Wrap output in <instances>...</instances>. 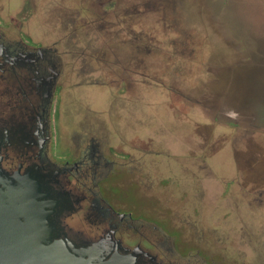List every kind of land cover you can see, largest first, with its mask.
Masks as SVG:
<instances>
[{"label": "flooded vegetation", "instance_id": "obj_1", "mask_svg": "<svg viewBox=\"0 0 264 264\" xmlns=\"http://www.w3.org/2000/svg\"><path fill=\"white\" fill-rule=\"evenodd\" d=\"M118 1L0 0V120L25 123L29 138L26 146L7 150L4 165L23 170L40 161L54 164L81 199L69 218L78 233L139 246L154 256V264H240L241 205L250 214L264 210V84L234 88L239 111H227L233 119L221 103L227 94L214 93L211 85L226 66L202 57L193 79L198 82L188 85L176 81L195 70L188 61L178 62L184 59L181 45L177 51L166 46L168 63L152 55L140 71L136 63L120 62L109 44L137 43L145 55L150 36L161 28L157 21L145 27L119 20ZM46 23L53 29L39 36L36 25ZM66 24L75 32L70 37L82 28L103 39L90 57L105 70L104 79L82 86L97 92L98 104L105 103L102 92L126 98L110 104L113 121L105 131L81 130L72 153L61 146L55 127L66 74L59 33ZM108 27L114 28L103 36ZM251 51L233 57L229 70L264 66V56L253 57ZM75 59L77 65L86 63L82 56ZM206 68L204 78L197 74ZM150 70L167 79L158 81ZM162 88L177 90L183 100L162 103ZM137 111L145 118H127ZM167 135L175 141L172 148L162 141ZM128 192L139 202L128 201ZM200 210L207 213L202 221Z\"/></svg>", "mask_w": 264, "mask_h": 264}, {"label": "water", "instance_id": "obj_2", "mask_svg": "<svg viewBox=\"0 0 264 264\" xmlns=\"http://www.w3.org/2000/svg\"><path fill=\"white\" fill-rule=\"evenodd\" d=\"M237 9L247 31L259 32L264 37L263 11L248 8L243 3ZM200 10V5L191 0H119L115 11L119 20L128 23L133 19L145 27L157 21L160 32L176 31L181 38L175 37L169 40L171 43H162L152 35L145 55L139 53L137 43L116 39L109 44L112 52L120 62L125 60L129 64H138L136 71L146 67L147 59L151 61L152 55L168 63L169 55L164 53V46L173 51L188 46L183 48L182 55L186 52L193 54L196 52L193 46L201 45V36L194 33L198 20L195 14ZM157 12L161 13V19L154 17L145 21L147 14ZM201 18L204 23L207 22L204 16ZM251 22L255 25H246ZM111 28L114 27L102 29L103 36H109L107 30ZM98 36L104 38L100 33ZM103 44V39L99 40L96 48ZM203 44L209 47L208 59L211 63L230 69L233 55L225 41L212 32ZM229 69L218 75L211 85L214 93L227 94L223 100L220 98L221 103L225 114L235 119L227 113L238 109L234 104L238 101L234 97V88L249 85L260 88L264 84V66H244L235 72ZM27 132V125L23 122L0 120V264H154V256L139 246L129 248L122 240L110 235L93 239L75 231L69 218L78 212L81 199L72 192L54 164L40 161L23 170L5 167L7 150L26 146L29 139Z\"/></svg>", "mask_w": 264, "mask_h": 264}, {"label": "rangeland", "instance_id": "obj_3", "mask_svg": "<svg viewBox=\"0 0 264 264\" xmlns=\"http://www.w3.org/2000/svg\"><path fill=\"white\" fill-rule=\"evenodd\" d=\"M191 2L200 5L201 9L200 11H196L195 14L198 20L196 21L197 26L195 27L194 33L196 36H201L199 41L203 43V41L208 40L213 32L218 35L221 40L227 43L228 48L232 51L233 57H236L238 54L240 55L243 51H248L249 49L251 50V48L254 50L251 51L253 57L263 56L264 37H262L259 32L247 31L245 24L238 15L237 8L239 4L243 3L248 8H259L264 14V0H191ZM117 5L115 9H117ZM232 9H234L233 12H231ZM83 15L84 13L81 14V16ZM202 16L205 17L207 22L204 23L201 18ZM154 17L161 19V13L157 12L155 14H147L145 21L151 20ZM46 24L47 27H41V24H39L40 26L36 25L39 36H43V32H41V30L44 32H50L53 29L52 24ZM246 25H255V23L251 22ZM64 26L65 27L61 29L59 34L64 36L60 50L63 52L66 74L64 75L65 77L60 92V104L57 109L55 127L61 138V146L64 147L67 153H72L75 150L74 148L77 144L76 139L79 133H81V130L84 128H90L89 130L101 129L105 131L106 127H109L110 122L113 121V119H110L108 112L110 104L116 102L115 100H119L117 102H120L121 100H126V98H113V95H111L112 92L108 91L98 94L101 95L102 100L105 99V103H96L97 96L94 94L97 92H94V89L91 90L92 88L87 89L85 88L86 86L84 87L82 85L88 83L95 84V80L104 79L102 74L105 70L99 65L94 57H90L96 48L97 43H99V40L101 39H95L96 35L91 32L86 33V30L85 32L81 31L82 28L76 32L75 36L70 37L75 34L72 30V26L67 24ZM153 36L157 37V40L160 42L166 43L170 39L179 37L180 34L176 31H172L167 34L164 32L154 33ZM206 45L203 44L193 46L196 52L193 54L186 52V54L182 56L184 59L180 58L178 62L188 61L194 69L195 67H203V61L205 58H208L209 53V47ZM165 47L166 46H164V49ZM79 56H82L84 61H86L83 66L76 64L77 59H75V57ZM202 57H204L203 61ZM74 66H76L77 70L71 71ZM156 71L157 70H150L147 73L151 74V76H158L157 78L160 79L158 80L160 82L161 80L163 81V78L167 79V77H165L166 75H162V73H152ZM195 72L196 69L192 72V75L191 72L186 71L181 77H177L176 79L183 81L185 84L194 85L198 82L193 80L194 74H196ZM209 72L210 70H207L206 68L205 74H203L200 70L197 74L204 78V76L207 75L206 73ZM173 97H175L178 101L183 100L179 94H177L176 90H171L169 92L163 88L161 89L160 100L162 103H168L174 100ZM163 106L164 105H162V107ZM127 118L136 122L134 119L138 121L144 119L145 116L142 112L137 111V113L133 114V116L127 115ZM162 141L167 143L168 148L174 147L175 141L172 136L171 138L168 135L162 136ZM130 193L131 192H128L126 195L128 201L139 202V199ZM241 206L242 210L239 221L241 224V246L239 247L241 257L240 264H242L241 262H243V258L246 261V264H264V210H259V208H257L258 211H256L255 214H250L253 212L246 209L244 204ZM177 211L179 210L177 209ZM206 211L209 215H211L209 209H206ZM198 212V219L200 221H202V218L205 219L207 213L205 212L204 214L202 210ZM177 215L179 216L178 213ZM248 240L251 243H249Z\"/></svg>", "mask_w": 264, "mask_h": 264}]
</instances>
